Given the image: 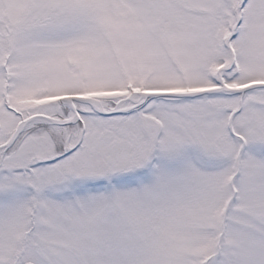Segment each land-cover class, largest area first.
<instances>
[{"label":"snow or ice","instance_id":"6c2138e0","mask_svg":"<svg viewBox=\"0 0 264 264\" xmlns=\"http://www.w3.org/2000/svg\"><path fill=\"white\" fill-rule=\"evenodd\" d=\"M0 264H264V0H0Z\"/></svg>","mask_w":264,"mask_h":264}]
</instances>
